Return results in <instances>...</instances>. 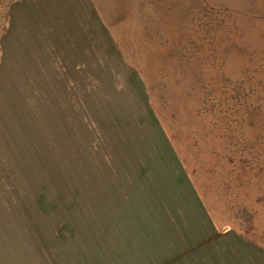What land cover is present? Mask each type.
Wrapping results in <instances>:
<instances>
[{"label":"rangeland","instance_id":"obj_1","mask_svg":"<svg viewBox=\"0 0 264 264\" xmlns=\"http://www.w3.org/2000/svg\"><path fill=\"white\" fill-rule=\"evenodd\" d=\"M95 1L0 4V264H258L264 0Z\"/></svg>","mask_w":264,"mask_h":264},{"label":"crops","instance_id":"obj_2","mask_svg":"<svg viewBox=\"0 0 264 264\" xmlns=\"http://www.w3.org/2000/svg\"><path fill=\"white\" fill-rule=\"evenodd\" d=\"M81 1V0H80ZM34 0H0V4H4L5 7L3 9L4 14H9L6 18L12 20L14 18V11L18 9V7L26 6L27 8L33 4ZM74 0H41L43 4L42 9V19H52V20H64L69 23L74 21L89 19L92 18L95 22L99 19V10L96 1L94 0L93 5L90 3V14L94 17L88 16L84 17L81 13H75L74 11ZM89 3V0H86ZM89 6V5H88ZM51 13V14H50ZM89 13L87 12V15ZM206 223V221H205ZM258 264H264V250H259L258 253Z\"/></svg>","mask_w":264,"mask_h":264}]
</instances>
